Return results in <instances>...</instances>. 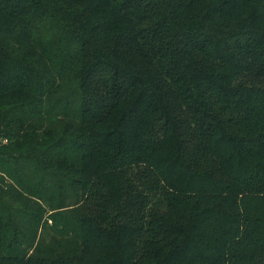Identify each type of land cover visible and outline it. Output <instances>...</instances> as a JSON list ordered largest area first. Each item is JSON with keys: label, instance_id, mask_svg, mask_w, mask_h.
I'll return each mask as SVG.
<instances>
[{"label": "trees", "instance_id": "obj_1", "mask_svg": "<svg viewBox=\"0 0 264 264\" xmlns=\"http://www.w3.org/2000/svg\"><path fill=\"white\" fill-rule=\"evenodd\" d=\"M0 264H264V0H0Z\"/></svg>", "mask_w": 264, "mask_h": 264}]
</instances>
